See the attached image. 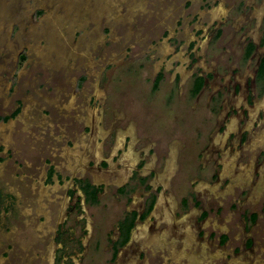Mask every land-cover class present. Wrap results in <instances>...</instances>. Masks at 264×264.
<instances>
[{"label":"rangeland","instance_id":"1","mask_svg":"<svg viewBox=\"0 0 264 264\" xmlns=\"http://www.w3.org/2000/svg\"><path fill=\"white\" fill-rule=\"evenodd\" d=\"M257 51L264 0H0V264H264Z\"/></svg>","mask_w":264,"mask_h":264},{"label":"flooded vegetation","instance_id":"2","mask_svg":"<svg viewBox=\"0 0 264 264\" xmlns=\"http://www.w3.org/2000/svg\"><path fill=\"white\" fill-rule=\"evenodd\" d=\"M249 39L250 38L244 39V41L242 39L240 41L241 43L245 42L247 44V48H246L245 53H244V55H245L246 58H249L250 57L252 50H255L256 49L255 47L257 46L255 42L250 41ZM248 40L251 43L248 42ZM246 44H244V46H243L244 48H245ZM252 44L254 45V47H253ZM257 55H258V57H257V60H256L255 67L253 68V71L251 73V76H249L248 79H244L243 80L244 85L245 84L246 85L251 84L252 81H253V79H254V81L257 80V83H259V84H264V75H260V73H259V66H260V63H261V59L264 58V52L263 53H260L259 51H257ZM231 74H235V72L233 71V69H231ZM198 79H201L202 80V85H201V88L199 89V91L197 93H195L197 95H199L200 92H201V90L205 87L206 77L201 76V75L194 76V79H193V82H192V87H191L192 88L191 89L192 92H193V89L195 87L196 81ZM240 86H241L240 81L237 80V79H235V83H233L231 85V90L233 91V93H236V91L240 88ZM227 89H228V86H227ZM143 177H145V176H143ZM128 183H129V180H127L126 182H124V184L122 186L117 187V191L123 192L124 189H125V187L128 185ZM100 188H101V186H99V185H94V184H92L90 182H86L84 184L83 188H81V192L82 193H80L79 186L77 184H74V186L72 188H70V189H68L66 191L68 197L70 198V203H72V205L70 206V208L72 206H75L76 203L82 204V194L83 193H84L83 194V197L85 199V198H88L89 197V194L92 191H94V190L97 192V195H98V191H99ZM151 203H152V205L149 208L147 207L148 208V212L150 210H152L153 204L155 203V201H152ZM147 208H146V210H147ZM148 212L142 213L139 210H134V211L129 212L127 215H130L131 216L130 217V223H129L128 228L126 229L127 232H125V233L123 232L124 230H123L122 226L120 225V221H122L123 222L122 224H124V220H126L125 219L126 217H124V219H121L119 221V236H118V239H117L118 243L120 242V240L122 238H123V242H122L123 245H126L128 243V241L130 240V237H131V230L136 226V223L137 222L142 221L143 218L146 217V215H147ZM118 243L117 242L115 243V241H114L112 244H114V246H115ZM114 246L111 245V247H113V249L116 250L117 248H115ZM120 250L121 249L116 250L117 251L116 253L118 255H119ZM116 257H117V255H116Z\"/></svg>","mask_w":264,"mask_h":264},{"label":"trees","instance_id":"3","mask_svg":"<svg viewBox=\"0 0 264 264\" xmlns=\"http://www.w3.org/2000/svg\"><path fill=\"white\" fill-rule=\"evenodd\" d=\"M259 73L260 75H264V58L261 59V63L259 66ZM202 85V80L198 79L196 81L195 87L193 89V93H197L199 91V89L201 88ZM90 200L95 201L97 199V192L94 190L89 194L88 197Z\"/></svg>","mask_w":264,"mask_h":264},{"label":"bare ground","instance_id":"4","mask_svg":"<svg viewBox=\"0 0 264 264\" xmlns=\"http://www.w3.org/2000/svg\"><path fill=\"white\" fill-rule=\"evenodd\" d=\"M92 92H93V91H92ZM249 112H250V111H249ZM96 119H97V118H96ZM231 122H232V121H231ZM235 123H236V122H235ZM232 127H233V126H232ZM228 130H229V129H228ZM3 133H4V132H3ZM93 133H94V132H93ZM96 133H97V132H96ZM5 134H6V133H5ZM7 134H8V132H7ZM91 137H92V136H91ZM95 140H96V139H95ZM170 154H172V153H170ZM226 158H227V157H226ZM171 159H172V158H171ZM228 160H229V159H228ZM110 161H111V160H110ZM170 162H171V161H170ZM227 163H228V162H227ZM232 163H233V162H232ZM170 164H171V163H170ZM225 164H226V163H225ZM225 166H226V165H225ZM233 166H234V164H233ZM227 167H228V165H227ZM227 167H226V168H227ZM237 167H238V166H237ZM170 168H171V167H170ZM164 169H165V168H164ZM228 169H229V167H228ZM242 169H243V168H242ZM168 170H169V169H168ZM244 172H245V171H244ZM263 173H264V172H263ZM235 174H236V173H235ZM237 174H238V173H237ZM239 174H241V173H239ZM242 174H244L243 171H242ZM242 174H241V175H242ZM247 174H248V173H247ZM165 178H166V177H165ZM204 188H205V187H204ZM164 213H165V212H164Z\"/></svg>","mask_w":264,"mask_h":264}]
</instances>
